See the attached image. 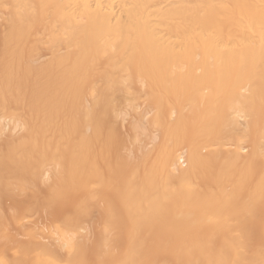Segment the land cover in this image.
Wrapping results in <instances>:
<instances>
[{
	"label": "bare ground",
	"instance_id": "6f19581e",
	"mask_svg": "<svg viewBox=\"0 0 264 264\" xmlns=\"http://www.w3.org/2000/svg\"><path fill=\"white\" fill-rule=\"evenodd\" d=\"M0 18V264H264V0H0Z\"/></svg>",
	"mask_w": 264,
	"mask_h": 264
},
{
	"label": "rangeland",
	"instance_id": "374dc122",
	"mask_svg": "<svg viewBox=\"0 0 264 264\" xmlns=\"http://www.w3.org/2000/svg\"><path fill=\"white\" fill-rule=\"evenodd\" d=\"M3 29H4V22H3L2 18H0V33L2 32ZM38 36L40 38H42L43 41H45V43H41L40 44L39 49L34 53V55L37 57V61H45V60H47L51 56V52L49 51V48H48V45H49L48 44L49 43V35L46 34L45 32H43V33L38 34ZM45 45H46V47H45ZM129 90L131 92H133V94H135V95H137L139 97L138 98V102L136 104L137 105V109L139 111H143V112H146L147 111V113H148V111L150 110V106H149L148 102L144 98V89L140 85H138V84H130L129 85ZM87 100H88V97H87ZM11 108L12 109H17L16 104L11 105ZM20 109L21 108H19L18 110H20ZM22 111H26V109L23 108ZM136 119H137V116H136V114H135V112H134L133 109H131V108H124L123 109L122 116L117 121V128H118L119 132L121 134L129 137L132 134V130H131V125L130 124H131V122L136 121ZM17 131H19V129H16L15 131H13V133H16ZM155 133H156V139H159L160 138V132H155ZM137 144L139 146H141L142 149L147 148V147H150V145H151V143L148 142L147 139H143V140H141L140 143H136L134 145L129 144L128 145V151L131 150L130 153L132 155H135L137 153ZM246 150H247V148L245 147L244 148V151H246ZM181 164L183 166L186 165V158L185 157L182 159ZM40 190H41V192L44 191L43 186L40 187ZM30 194L31 193L28 190L25 191V192H23V193H20L19 192V196L20 197H22V196H28ZM2 204H3L4 207H6V205L8 204V202L7 201L6 202L5 201H2L1 202V205ZM93 216H94L93 218H95V219H92L93 221L91 222V224L92 223L95 224L98 221V217H97L98 214H97L96 211L93 212ZM48 221H49V219L45 215H42V214H38V215L37 214L36 215L35 214H32V216L30 215V216H28V217H26V218L23 219V224L25 226H32L33 225L35 228L37 227L35 225H38V226L41 225L40 227L41 228H44V225L49 224ZM9 228H10L11 234L15 237V239H17L19 241L26 240L27 236L25 235L24 231L21 230L18 226H16L13 222H10L9 223ZM83 231H85V229H83ZM47 233H48L47 228H44L39 233L38 240L39 241H43V242L49 241V237L47 236Z\"/></svg>",
	"mask_w": 264,
	"mask_h": 264
}]
</instances>
